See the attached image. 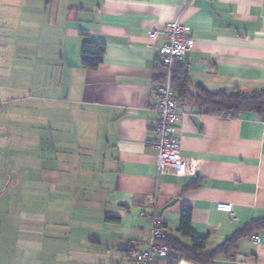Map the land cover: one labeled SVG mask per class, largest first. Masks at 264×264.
I'll use <instances>...</instances> for the list:
<instances>
[{
    "label": "crops",
    "instance_id": "0c3cea01",
    "mask_svg": "<svg viewBox=\"0 0 264 264\" xmlns=\"http://www.w3.org/2000/svg\"><path fill=\"white\" fill-rule=\"evenodd\" d=\"M176 19L193 40L182 61L192 95L264 90V0H0V264H132L153 212L190 248L183 208L210 253L264 218L256 113L207 114L172 90L189 169L157 172L165 40L150 35ZM83 41L105 46L96 69L81 64ZM180 263L194 264L157 259ZM213 264H264V229Z\"/></svg>",
    "mask_w": 264,
    "mask_h": 264
},
{
    "label": "trees",
    "instance_id": "16d2710c",
    "mask_svg": "<svg viewBox=\"0 0 264 264\" xmlns=\"http://www.w3.org/2000/svg\"><path fill=\"white\" fill-rule=\"evenodd\" d=\"M105 46L103 43L83 41L81 46V64L86 69H96L103 60ZM161 70L163 66L158 62ZM172 90L179 98H190L197 103L205 113L236 117L241 113H256L261 119H264V90L244 95L240 93L227 94L224 92L209 93L199 88L196 95L189 91V71L185 62L174 64L172 71ZM189 209L183 208L181 211V221L178 232L182 237L188 238L191 247H186L179 240L172 237H165L161 243L165 245L169 252L176 258H182L188 263L194 264H213L218 257L232 256L236 249L237 243L242 236H248L252 231H261L264 229V218L246 226L242 231L233 235L226 240L221 246L210 253H203L206 245L205 238L195 236L189 226ZM106 221L115 222L116 218L107 217Z\"/></svg>",
    "mask_w": 264,
    "mask_h": 264
},
{
    "label": "built area",
    "instance_id": "2783aa9c",
    "mask_svg": "<svg viewBox=\"0 0 264 264\" xmlns=\"http://www.w3.org/2000/svg\"><path fill=\"white\" fill-rule=\"evenodd\" d=\"M159 35L165 40V43L158 49L159 61L165 69V79L155 92L154 109L158 113V120L154 127L157 151L156 168L158 174L172 170L176 176H184L188 173L189 166L180 156L179 140L176 137L180 113L176 96L172 91V71L174 64L182 62L186 54L192 50L193 40L189 37L188 27L180 23L179 19L163 25L159 31H153L150 37L156 40ZM216 210L231 215L232 205L217 203ZM151 222L152 230L147 241V248L136 254L132 264H157L158 258L169 253V249L161 243V240L167 237L166 231L154 212Z\"/></svg>",
    "mask_w": 264,
    "mask_h": 264
}]
</instances>
